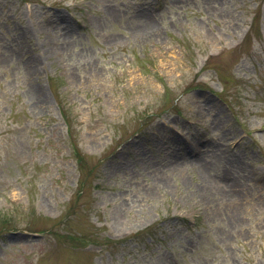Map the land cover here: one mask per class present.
I'll use <instances>...</instances> for the list:
<instances>
[{
    "label": "rangeland",
    "instance_id": "374dc122",
    "mask_svg": "<svg viewBox=\"0 0 264 264\" xmlns=\"http://www.w3.org/2000/svg\"><path fill=\"white\" fill-rule=\"evenodd\" d=\"M0 264H264V0H0Z\"/></svg>",
    "mask_w": 264,
    "mask_h": 264
},
{
    "label": "trees",
    "instance_id": "16d2710c",
    "mask_svg": "<svg viewBox=\"0 0 264 264\" xmlns=\"http://www.w3.org/2000/svg\"><path fill=\"white\" fill-rule=\"evenodd\" d=\"M80 157H81V155L80 154H78ZM79 239V238H78ZM80 240V239H79Z\"/></svg>",
    "mask_w": 264,
    "mask_h": 264
},
{
    "label": "bare ground",
    "instance_id": "6f19581e",
    "mask_svg": "<svg viewBox=\"0 0 264 264\" xmlns=\"http://www.w3.org/2000/svg\"><path fill=\"white\" fill-rule=\"evenodd\" d=\"M67 47V46H66Z\"/></svg>",
    "mask_w": 264,
    "mask_h": 264
}]
</instances>
